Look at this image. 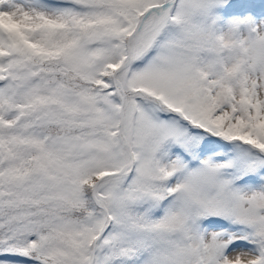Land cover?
Masks as SVG:
<instances>
[{
    "label": "snow or ice",
    "instance_id": "6c2138e0",
    "mask_svg": "<svg viewBox=\"0 0 264 264\" xmlns=\"http://www.w3.org/2000/svg\"><path fill=\"white\" fill-rule=\"evenodd\" d=\"M0 264H264V0H0Z\"/></svg>",
    "mask_w": 264,
    "mask_h": 264
},
{
    "label": "trees",
    "instance_id": "16d2710c",
    "mask_svg": "<svg viewBox=\"0 0 264 264\" xmlns=\"http://www.w3.org/2000/svg\"><path fill=\"white\" fill-rule=\"evenodd\" d=\"M256 2H259V0H256Z\"/></svg>",
    "mask_w": 264,
    "mask_h": 264
}]
</instances>
